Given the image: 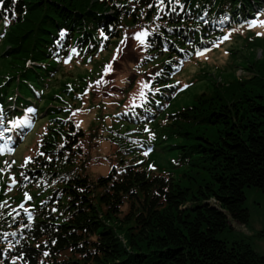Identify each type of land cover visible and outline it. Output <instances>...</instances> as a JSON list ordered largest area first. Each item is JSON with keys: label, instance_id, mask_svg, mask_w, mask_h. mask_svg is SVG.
Masks as SVG:
<instances>
[{"label": "trees", "instance_id": "trees-1", "mask_svg": "<svg viewBox=\"0 0 264 264\" xmlns=\"http://www.w3.org/2000/svg\"><path fill=\"white\" fill-rule=\"evenodd\" d=\"M164 3L165 13L175 18L165 14L151 19L154 30L162 33L155 37L156 43L167 36L166 25L180 26L182 33L194 39L198 30L212 32L205 23L225 5L243 7L242 14H246L264 0ZM157 4L158 0H3L0 21L7 16L10 26L0 24V32H5L0 51V101L8 96L22 101L34 97L31 82L46 89L41 95L42 116H64V108L57 105L61 95L70 100L79 97L64 89V78L73 74L63 73L49 59L46 45L52 41L51 34L63 26L69 32L68 43L70 38L82 41L95 35L101 23L133 28L141 9L145 8L148 18ZM150 24L142 27L153 32ZM99 32L107 37L102 47L106 50L110 41L107 27ZM188 39L174 37L184 46ZM171 54L179 56L174 49L162 51L161 47L148 56L149 61L162 62L166 57L164 62H169ZM139 60L131 62V74L123 76L124 97L143 77L135 68ZM252 64L246 80L225 83L213 78L216 82L206 87L208 93L202 91L171 115L166 134L158 136L157 149L165 145L183 161L176 166L166 160L167 172L153 173L138 169V162L125 163L126 147L114 126L122 113L129 122L135 121V115H131L132 106L127 109L117 85L86 107L96 112V128L85 139L78 121L80 111L71 113L66 129L54 133L55 141L47 142L48 158H32L35 173L29 179L36 182L51 175L53 184L35 201L27 195L21 204L14 201L0 207V264H264V252H257L248 238L223 236L234 233L231 222L248 225L246 191L264 190V64L259 68ZM164 70L169 68L165 65ZM159 80L156 77L154 82ZM52 87L59 92L49 91ZM109 106L112 113L106 110ZM57 122L65 126L63 121ZM165 135L167 139L162 138ZM104 143L114 152L102 158L113 156L118 164L110 166L107 175L91 178L85 171L94 162L93 152ZM33 194L36 196L35 191ZM256 236L264 238V230Z\"/></svg>", "mask_w": 264, "mask_h": 264}, {"label": "rangeland", "instance_id": "rangeland-1", "mask_svg": "<svg viewBox=\"0 0 264 264\" xmlns=\"http://www.w3.org/2000/svg\"><path fill=\"white\" fill-rule=\"evenodd\" d=\"M160 9L161 5L158 3L155 11H153L152 15L148 18H146L145 9H143L137 19V22L141 27L137 29L132 28L127 30V32L134 35L135 33L142 31V26L150 24L151 19L154 18V13L159 12ZM125 19L130 20V18ZM256 21L258 23L255 26L250 27L249 25H244L233 31L226 30L223 37L228 36L227 40H224L222 37L217 41V44L197 50L204 52L203 55H197V51H195L191 56L184 60V65L179 67L172 74L171 82H173L175 86L170 92V98L165 101V106L161 110L152 108V111L156 110V114L145 123V129H147V131L144 128L139 127V124L135 123H131L130 125L126 123H118L114 126L115 131H118V133L121 134V137L119 138L125 144L126 149L128 147L138 146L137 148L128 150V154H124L126 156L125 163H135L139 159L146 158L138 169L145 168L147 171H153V173L169 171V168L164 164L166 160L173 165H181L183 158L177 153L172 154L173 151H170L167 146L163 145L159 150L157 149L158 145L156 143L158 136L163 132L166 134L168 125L172 119L171 115L177 111V108L182 109L184 105L191 102V98L200 94L202 91L206 90L207 93L209 92L206 87L216 82L213 78L217 79V81H224L225 83L246 80L250 77V73L252 72V69H250L251 63H254L252 65H255V68H259L261 63L264 64V23H260L264 22V11L259 13V18L256 19ZM51 35L54 36L56 34ZM4 39L5 36H0V51ZM158 40L161 44L164 43L169 46L167 41L162 39ZM121 41L122 39L113 42L108 52L97 56L96 59H98L91 68L85 66L83 68L86 69L80 68V71L76 70L71 77H65L64 89L66 92L78 93L84 97L88 96L90 101H94L97 97H100V94L115 89L116 85L118 88L122 87L124 85L123 76L131 74V62L139 57L143 43L137 44L136 51L134 46L130 52L126 51L121 59L117 58L113 61V56H117V50L122 46L119 44ZM257 42L260 43L257 44ZM129 49H131L130 46ZM206 49L207 51H205ZM109 62L113 63V71L108 75H104V66ZM62 71L65 73L64 70ZM204 73H206L205 76ZM101 76H103L104 83L100 86H96L95 82L99 80ZM207 77L209 78L205 80ZM89 85H92V87H89ZM185 85H187V87H185ZM51 90H55V93L59 92L58 88L52 87L49 91ZM85 92H87V95H84ZM135 92L136 89L133 88V93ZM157 95L158 93L154 95V99L157 98ZM91 97H94V99ZM61 98L62 102L65 100L69 104V106H67V113L65 114L67 117L70 115L69 111L71 109H80V101L77 99L70 100L67 95H61ZM57 105L66 108V103ZM132 113L133 114L131 115L138 114L136 111H132ZM49 117H51V114L46 117H40V120L37 122L40 123L39 128L29 133V137H26L22 142L24 150L20 156L23 154L27 157L32 156L39 150V148H37V150L30 149L35 141H39L38 144L44 143L47 147V142L50 143L51 141L56 140L54 133L57 134V132H60L59 134H61L66 129V125L59 124L57 121H50L48 120ZM94 117V115L90 114L80 123V126L84 131V139L89 135L90 131L95 129V126L93 125ZM64 122H67V119H65ZM132 129L134 130L133 132L130 131ZM52 135H54V137ZM125 137H130L134 140ZM162 138L167 139L166 135ZM57 141L60 142L61 140L59 139ZM149 143H153L154 147L151 146V148H146L144 146ZM99 146L100 150L93 152V156L95 157L94 162L85 171V175L88 174L91 178L100 175H107L110 166L118 164V161H116L113 156H110L109 159L102 158L105 154L114 152L112 146L106 143ZM145 152H147V155H145ZM8 165L11 164L0 162V203L2 204H8L14 201L19 202L25 196V193L22 191H16L15 187L5 190L1 186L4 182H13L18 176L17 171L13 169L12 165L10 167H8ZM246 196L247 200L245 206L250 210V221L248 225L243 226L231 222L234 233L230 231L223 236L231 240L242 235V238L249 239L253 248L257 252H264V238H258L256 236L257 232L264 230V190L262 191L256 188H251L246 191Z\"/></svg>", "mask_w": 264, "mask_h": 264}, {"label": "snow or ice", "instance_id": "snow-or-ice-1", "mask_svg": "<svg viewBox=\"0 0 264 264\" xmlns=\"http://www.w3.org/2000/svg\"><path fill=\"white\" fill-rule=\"evenodd\" d=\"M2 3H3V0H0V5H2ZM8 22V17L7 16H5V23H7ZM255 21H253V22H251L250 24H249V26L251 27V26H255ZM260 23H264V22H260ZM63 33H61V38H63ZM147 35V33L146 32H137L136 34H135V39H137V40H139L141 43H143V37L144 36H146ZM259 35V34H258ZM223 39L224 40H227L228 39V36H224L223 37ZM59 43V42H58ZM121 43L123 44L124 43V41H121ZM118 52L120 51L119 49L117 50ZM205 51H207V49L205 50ZM76 53V50L75 49H72L71 50V53H70V55H69V57H68V59H66V60H64V63H68L69 62V60L71 59V55L72 54H75ZM197 55H203L204 54V52H202V51H197V53H196ZM117 59V56L116 55H114L113 56V58H112V60L113 61H115ZM113 71V63L112 62H109L108 64H106L105 66H104V69H103V73H104V75H107L108 73H110V72H112ZM160 73H157L156 75H159ZM104 83V80H103V76H101V78L99 79V80H97L96 82H95V84H96V86H100V85H102ZM89 87H92V85H89ZM148 87V85L147 84H142V90H141V92H140V97H143L144 96V92H143V88H147ZM185 87H187V85H185ZM84 95H87V92H85L84 93ZM29 113H31V112H33L34 110L32 109V108H29L28 110H27ZM73 115H75V113H73ZM3 123H4V118H3V114H0V125H3ZM17 123V125H21V124H26L27 123V121H18V122H16ZM77 127H79V124H77ZM8 129H5V131H7ZM146 131H147V129H145ZM3 137V133L2 132H0V138H2ZM39 155H42V153H38ZM145 155H147V152H145ZM30 161V158H26L25 159V163H28ZM11 165H8V167H10ZM23 175V174H22ZM15 183V181L13 180V184ZM26 195V197H27V194H25ZM28 198H30V197H28ZM4 205H0V207H3ZM29 219H31V217L29 216ZM44 255L45 256H47L48 255V253L47 252H45L44 253Z\"/></svg>", "mask_w": 264, "mask_h": 264}, {"label": "bare ground", "instance_id": "bare-ground-1", "mask_svg": "<svg viewBox=\"0 0 264 264\" xmlns=\"http://www.w3.org/2000/svg\"><path fill=\"white\" fill-rule=\"evenodd\" d=\"M134 36L133 35H130L129 37H128V39H127V41H128V43L129 44H131V43H133L134 42ZM40 126V125H39ZM39 126L36 128V130L39 128ZM48 135V134H47ZM23 150V148L20 150V152ZM20 152H19V154L16 156V158H18L19 157V155H20Z\"/></svg>", "mask_w": 264, "mask_h": 264}]
</instances>
